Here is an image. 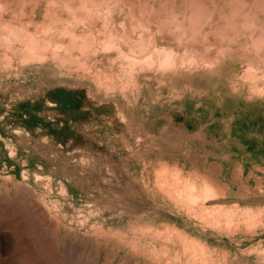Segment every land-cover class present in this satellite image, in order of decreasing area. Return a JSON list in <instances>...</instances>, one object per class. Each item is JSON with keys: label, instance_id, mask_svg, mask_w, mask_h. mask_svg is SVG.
I'll return each instance as SVG.
<instances>
[{"label": "rangeland", "instance_id": "obj_1", "mask_svg": "<svg viewBox=\"0 0 264 264\" xmlns=\"http://www.w3.org/2000/svg\"><path fill=\"white\" fill-rule=\"evenodd\" d=\"M29 1L16 0L0 19L31 24L30 31L51 20L64 45L68 29L75 63L60 60L64 48L44 62L5 63L0 54V264H181L178 237H157L159 224L245 264H264L239 256L264 246V44H254L264 35V0H84L82 7L77 0ZM202 20V30L192 26ZM85 33L94 39L92 52L79 48ZM101 40L110 46L103 50ZM152 47L171 54L174 66L154 63ZM129 54L142 64L125 61ZM131 67L134 83L98 87L97 79H116ZM162 165L177 168L197 196L204 178L224 195L196 201L194 212L203 216L195 217L167 195L170 185L157 186ZM249 209L260 214L251 231L241 225ZM218 210L235 214L240 232L224 234V222L215 227ZM161 249L166 254L157 256Z\"/></svg>", "mask_w": 264, "mask_h": 264}, {"label": "bare ground", "instance_id": "obj_2", "mask_svg": "<svg viewBox=\"0 0 264 264\" xmlns=\"http://www.w3.org/2000/svg\"><path fill=\"white\" fill-rule=\"evenodd\" d=\"M20 1V0H19ZM24 1H26V0H24ZM29 1V0H28ZM35 1V0H34ZM38 1V0H37ZM36 1V2H37ZM39 1H41V0H39ZM50 1V0H49ZM80 4V6L81 5H84L85 4V2H84V0H77ZM16 2V0H0V10H5V9H8V8H10L14 3ZM30 2V1H29ZM28 2V3H29ZM50 2H52V1H50ZM26 3V2H25ZM27 3V4H28ZM31 3H33V2H31ZM35 3V2H34ZM33 3V4H34ZM87 3V2H86ZM17 4V3H16ZM36 4H38V2L36 3ZM69 4V3H68ZM87 4H89V3H87ZM86 4V5H87ZM25 5V4H24ZM35 5V4H34ZM49 5H51L50 3H49ZM25 6H27V5H25ZM25 6H23V7H25ZM49 7H51V6H49ZM52 7H54V6H52ZM51 7V8H52ZM82 7V6H81ZM36 8H38V6H36ZM35 8V9H36ZM68 8H69V6H68ZM21 9V8H20ZM47 9H48V7H47ZM83 9H85V8H83ZM89 9V8H88ZM15 10V9H14ZM24 10H25V8H24ZM23 10V11H24ZM68 10H70V9H68ZM16 11V10H15ZM27 11H29V10H27ZM33 11V10H32ZM36 11V10H35ZM34 11V12H35ZM80 11V10H79ZM85 11V10H84ZM6 12V11H5ZM68 12V11H67ZM74 12H78V11H74ZM24 13V12H23ZM73 13V12H72ZM196 13V12H195ZM200 13H202V11L200 12ZM109 14V13H108ZM135 14V13H134ZM133 14V15H134ZM199 14V13H198ZM26 15V14H25ZM135 15H137V14H135ZM202 15V14H201ZM15 18H16V16H15ZM44 18H45V16H44ZM75 18H77V21L79 22V20L78 19H80L81 17L79 16H77V15H75ZM179 18V17H178ZM23 19V18H22ZM135 19H137V18H135ZM26 20V19H25ZM192 20V19H191ZM191 20H190V22H191ZM252 20V19H251ZM19 21H21V19L19 20ZM26 21H28V20H26ZM30 21H31V19H30ZM32 21H34V20H32ZM35 22V21H34ZM196 22L197 21H194V23L192 22V26H195V27H197L198 28V30H202L201 28H200V26H201V24L200 23H202L203 22V20L201 21V22H199V27L197 26V24H196ZM238 22V21H237ZM247 22V21H246ZM23 23V22H22ZM22 23H18V22H13V21H10V20H6V19H4V18H2V19H0V54H2V56H3V60H4V62L5 63H8L9 61H10V58L12 57H16V58H19V59H24V60H29V59H40V60H43V62L44 61H46L47 59H48V56H51V58L55 55V52H59L58 50H60V49H63L64 48V50H61V51H63V54L61 55V58H60V60L61 61H64V60H68L67 61V63L66 64H68V65H70V64H73V63H75L74 62V55H73V53H72V50L74 49V47H73V44H74V42H72V41H74V38H75V35H74V33H72V32H69V30L67 29V30H63L62 31V35L63 36H65L66 37V35L68 36H70L71 37V40H70V42L67 44V45H64L65 43H63L62 41L60 42V40L58 41V40H56L55 38H57V37H55L54 38V35H53V33H52V27H51V25H49V23H51V20H50V22H49V20L47 19V20H44V22H41L40 24H41V27H36L34 30H28V28H30V27H28V25H31V24H27L26 22V24L24 23V24H22ZM106 23V22H105ZM134 23V22H133ZM157 23V22H156ZM33 24V23H32ZM159 24V23H158ZM165 24V23H164ZM187 24V23H186ZM137 25V24H136ZM135 25V26H136ZM162 25V24H161ZM180 26H181V24H179ZM247 26H245V27H248V29H249V27H250V25L248 26V24H246ZM33 26V25H32ZM104 26V25H103ZM139 26V25H138ZM146 26V25H145ZM165 26V25H164ZM179 26V27H180ZM28 27V28H27ZM173 27V26H172ZM175 27V29H176V26H174ZM244 27V26H243ZM183 28V27H182ZM233 28V27H232ZM260 28V27H259ZM124 29V28H123ZM183 29H185V27L183 28ZM187 29V28H186ZM189 29V28H188ZM247 29V28H246ZM252 29V28H251ZM120 30V29H119ZM177 30H179V29H177ZM180 30H181V28H180ZM232 30V33L234 32V30L233 29H231ZM250 30V29H249ZM252 30H255V29H252ZM152 31V30H151ZM189 30H187V32H188ZM205 31V30H204ZM122 32V31H121ZM137 32V31H136ZM192 32V31H191ZM203 32V31H202ZM215 32V31H214ZM217 32V31H216ZM215 32V33H216ZM240 32V31H239ZM242 32V31H241ZM60 33V32H59ZM108 33V32H107ZM225 33H229L228 31L227 32H225ZM89 34V33H88ZM121 34V33H120ZM142 34V33H141ZM181 34V36H182V33H180ZM194 34V33H193ZM217 34H220V32L219 33H217ZM222 34V33H221ZM223 34H224V32H223ZM222 34V35H223ZM238 34V33H237ZM260 34V33H259ZM59 35V34H58ZM92 35V34H91ZM109 35V34H108ZM139 35V34H138ZM138 35L136 36V37H138ZM230 36H231V33L229 34ZM232 35H234V34H232ZM260 35H263L262 33L260 34ZM258 36V38H257V40H255V43L254 42H251V44L252 43H254L255 45H256V47L257 46H260V45H263L264 44V37H262V36ZM80 36V35H79ZM101 35H99V38L98 39H100L101 37H100ZM102 36H103V34H102ZM142 36V35H141ZM145 36V35H144ZM195 36H197V35H195ZM229 36V37H230ZM237 36V35H236ZM235 36V37H236ZM239 36V35H238ZM264 36V35H263ZM69 37V38H70ZM106 37V36H105ZM105 37H102L103 39L105 38ZM201 37V36H200ZM203 37L205 38V35H203ZM210 37V36H209ZM213 37V36H212ZM212 37H210V38H212ZM218 37V36H217ZM223 37V36H222ZM68 38V39H69ZM101 38V39H102ZM107 38V37H106ZM105 38V39H106ZM129 38H131V37H129ZM135 38V37H134ZM139 38V37H138ZM142 38V37H141ZM178 38V37H177ZM193 38V37H192ZM206 38H207V35H206ZM214 38V37H213ZM219 38L220 39H222L221 38V36H219ZM227 37H225V39H226ZM81 39L83 40V42L81 43V47H79V48H82V51H84V52H86V50L94 43H92V41L94 40L93 39V37H90V36H88L86 33H85V35L83 34V36L81 37ZM80 39V40H81ZM102 39V40H103ZM109 39V38H108ZM107 39V40H108ZM167 39V38H166ZM168 39H170V38H168ZM207 39H209V38H207ZM205 40V41H210V40ZM224 39V38H223ZM101 40V41H102ZM114 40V39H113ZM119 40V39H118ZM117 39H115V42L117 43V41H118ZM138 40V39H137ZM194 40H196V38L194 39ZM199 40V39H198ZM212 40V39H211ZM215 40V39H214ZM214 40L213 41H211V43L213 42L214 43ZM230 40H233V38L232 39H230ZM235 40V39H234ZM66 41V40H65ZM76 42H77V39L75 40ZM106 40H104V41H102L103 43H102V46H103V50H104V48H106V47H108V46H110V43H107V41L105 42ZM109 41H110V39H109ZM225 41V40H224ZM228 42H229V38H228V40H227ZM236 41V40H235ZM253 41H254V39H253ZM111 42H114V41H111ZM114 42V43H115ZM119 42H120V40H119ZM118 42V43H119ZM121 42H122V40H121ZM124 42V41H123ZM123 42H122V44H123ZM150 42H151V40H150ZM201 42H203V41H201ZM219 42H221V41H219ZM231 42V41H230ZM238 42V41H237ZM67 43V42H66ZM205 43V42H204ZM138 44V43H137ZM210 44V43H209ZM233 43H231V45H232ZM75 45H76V43H75ZM74 45V46H75ZM77 45H80V44H77ZM100 45V44H99ZM112 45V44H111ZM127 45V44H126ZM125 45V46H126ZM134 45V44H133ZM138 45H140V44H138ZM149 45H151V44H149ZM148 45V46H149ZM154 46H155V44H153ZM229 45V44H228ZM95 46V45H94ZM101 46V47H102ZM114 46H116V45H114ZM123 46V45H122ZM121 46V43H120V46H119V48L120 47H122ZM198 46V45H197ZM221 46V45H220ZM91 47H92V50H91ZM90 47V49H88V50H91V52L92 51H94L93 50V46H91ZM129 47V46H128ZM138 47H140V46H137V48ZM229 47V46H228ZM231 47V46H230ZM263 47H264V45H263ZM262 47V48H263ZM124 48V47H123ZM148 48V47H147ZM253 48V47H252ZM259 48V47H258ZM77 49V48H76ZM120 49H122V48H120ZM134 49H135V47H134ZM139 49V48H138ZM137 49V50H138ZM150 49V48H149ZM152 55L154 56V58H155V60L156 61H154V63L155 62H157L159 65L161 64V65H163L164 67H166V71L167 70H169V69H167V67H169V66H171V64L174 62L173 60H172V56H171V54H169V53H165L163 56L161 55V56H159L160 54H159V49H157V47H152ZM162 49V48H161ZM164 49V48H163ZM254 49V48H253ZM79 50H81V49H78V51ZM103 50H101L102 52H103ZM106 50V49H105ZM118 50V49H117ZM137 50H135V52H137ZM140 50V49H139ZM159 50V51H158ZM257 50H259V49H256V51ZM111 51H112V49H111ZM115 51V50H114ZM126 51H129V50H126ZM134 51V50H133ZM146 51V50H145ZM176 51V50H175ZM211 51H213V50H211ZM255 51V50H254ZM89 52V51H88ZM113 52V51H112ZM168 52V51H167ZM179 52V51H178ZM184 52V51H183ZM186 52V51H185ZM192 52H194V51H192ZM196 52V51H195ZM201 52V51H200ZM258 52V51H257ZM257 52H255V53H257ZM83 53V52H82ZM90 53V52H89ZM118 53H119V50H118ZM146 53H148V52H146ZM161 53V52H160ZM172 53V52H171ZM174 53V52H173ZM177 53V52H176ZM259 53V52H258ZM257 53V54H258ZM81 54V53H80ZM87 54V53H86ZM119 54H121V53H119ZM126 54V53H125ZM128 54V53H127ZM131 54V53H130ZM130 54L129 55H126V56H124V58H125V61H128L129 63H131L133 66H136L137 64L139 65V64H142V62H143V60L144 59H139V58H137V57H139V56H137L136 58H133V57H131L130 56ZM141 54H143V53H141ZM162 54V53H161ZM85 54H83V56H84ZM87 55H89V54H87ZM137 55V54H136ZM151 55V57L153 58V56ZM178 55V54H177ZM184 55V54H183ZM182 55V56H183ZM195 55V54H194ZM161 57V58H160ZM177 58H178V56H176ZM179 57H181V56H179ZM184 57H186V55L184 56ZM184 57H182V58H184ZM187 57H189L190 58V56H187ZM193 57V56H192ZM11 58V59H12ZM189 58H186V59H189ZM148 59V58H147ZM192 59V58H191ZM190 59V60H191ZM195 59V58H194ZM202 59H205L204 57H202ZM152 60V59H151ZM150 60V61H151ZM177 60V59H176ZM180 60V59H179ZM193 60V59H192ZM200 61H201V59H199ZM112 61H115V60H112ZM111 61V62H112ZM198 61V59H196V62ZM203 61V60H202ZM206 61V60H205ZM204 61V62H205ZM79 62H82V61H78V63ZM84 62V64L82 65V66H86V64H87V61H83ZM110 62V63H111ZM181 62H184L183 60L182 61H180V63ZM190 62V61H189ZM193 62V61H192ZM212 63H213V61H211ZM154 63H149L148 62V66H152ZM156 63V64H157ZM177 63V62H176ZM176 63H175V66H176ZM80 64V63H79ZM122 64V63H121ZM145 64V63H144ZM143 64V65H144ZM155 64V65H156ZM195 64V63H194ZM208 64V63H207ZM123 65H124V63H123ZM128 65V64H127ZM173 65V64H172ZM177 65H179V64H177ZM189 65H190V63H189ZM197 65V64H196ZM154 66V65H153ZM174 66V65H173ZM143 67V66H142ZM144 67H147V66H144ZM156 67H158V66H156ZM163 67V68H164ZM179 67V66H178ZM210 67H211V65H210ZM121 68V67H120ZM136 68V67H135ZM134 68V69H135ZM150 68V67H149ZM152 68V67H151ZM173 68V67H172ZM172 68H170L171 70H172ZM145 69V68H144ZM147 69V68H146ZM157 69V68H156ZM177 69H179V68H177ZM247 69V68H246ZM133 70V68L131 67V68H128V70L126 69V71L127 72H121V73H123V74H119V76L116 78V79H114L113 78V76H115V75H113L112 76V79L113 80H111V79H109V78H106V77H104V79H102L103 77H101V78H99V79H97V80H99V86L98 87H100L101 89H103V90H107V91H109V90H112L113 88H115V87H117L118 85H116V84H122V85H126V84H132V83H134L135 82V80L132 78V75H131V73L133 72L132 71ZM256 70V69H255ZM132 71V72H131ZM178 71V70H177ZM177 71H175V72H177ZM99 72V71H98ZM135 72V71H134ZM133 72V73H134ZM144 72V71H143ZM158 72V71H157ZM169 72V71H168ZM112 73V72H111ZM116 74V73H115ZM252 73H250V75H251ZM244 75V74H243ZM242 75V76H243ZM247 75H248V73H247ZM116 76H117V74H116ZM246 75H244V77H245ZM95 78L97 77V76H94ZM110 77H111V75H110ZM253 77H255V76H253ZM134 78H135V76H134ZM248 80L249 79H251V78H247ZM96 80V81H97ZM98 83V82H97ZM161 83V82H160ZM128 86V85H127ZM120 88L119 89H121V92H124V93H129L130 92V89L131 88H133L134 89V92L135 91H137L136 90V88H134V87H131L130 89L128 88V87H121V86H119ZM136 87V86H135ZM114 90H117V89H114ZM150 92H152V91H150ZM131 93H133V92H131ZM156 93H158L157 91L155 92V93H153V96H154V94H156ZM152 94V93H151ZM160 95V94H159ZM149 97H150V95H148ZM156 97V96H155ZM149 99H151L152 100V98H149ZM148 99V100H149ZM151 100H149V101H151ZM156 100V99H155ZM155 102V101H154ZM165 164V163H164ZM168 167H170L169 165L168 166H165V165H162L161 167H160V169H158L156 172H155V174H156V177L158 178V183H157V186H171L172 188L170 189V190H167V195H169L171 198H172V200H175L176 201V203L177 204H179L183 209H185L188 213H193L194 212V208L195 209H197L196 207H199V206H196V207H192L193 206V204H195L196 203V201H198V200H200L201 198L204 200V201H213V200H217V197H219V196H222V195H224V189L220 186V185H218L217 183H215V182H211V181H209V180H207L206 178H204V185H203V188H202V191H201V193L197 196V195H195L194 194V190H195V187L193 186V185H191V184H189L187 181H185L186 179H184V181H183V183L181 182V177H180V171L179 170H177V168L176 169H170V168H168ZM175 167V166H174ZM155 170V169H154ZM154 182V181H153ZM182 184V188H180L179 186ZM170 186H169V188H170ZM161 190V189H160ZM205 202V203H206ZM212 203V202H211ZM199 204V203H198ZM204 204V203H203ZM202 204V205H203ZM204 207L202 206V209H203ZM201 209V208H200ZM205 210V209H204ZM203 210V211H204ZM200 211H202V210H200ZM196 212V211H195ZM193 213V214H196L195 215V217L197 216V215H202V214H197V213ZM229 212V211H228ZM228 212H226V214H223L222 212H220L219 210L218 211H215V213L212 215V220H213V222H214V224H215V227H217V228H219V227H221V222H224V224H222V226H223V231H224V234H233V236L234 235H236V233L240 230V225H233V223H236L235 221L233 222V220L235 219V218H233V215L235 216V214H232V212L231 213H229L228 214ZM202 213V212H201ZM192 214V215H193ZM205 214V213H204ZM192 215H190V216H192ZM206 215V214H205ZM208 215V214H207ZM242 215V214H241ZM203 216V215H202ZM259 216H260V214L258 213V212H253V211H250V209L249 210H246L245 212H244V221H243V223H241V225H243V227L247 230V231H251L252 229H255L256 228V226L259 224ZM241 217H243V216H241ZM197 218H199V217H197ZM202 218L200 217L199 218V220H201ZM207 220H210V219H206L205 221H206V223H207ZM243 220V219H242ZM241 222V221H240ZM208 224H210V223H208ZM153 223H151V224H149V225H147V226H142L141 225V227H142V229H144V230H151L152 229V227H153ZM242 227V228H243ZM217 228H215V230L217 229ZM241 228V229H242ZM141 229V230H142ZM222 229V228H221ZM243 230V229H242ZM241 230V231H242ZM140 231V230H139ZM217 231H220V230H217ZM155 235L157 236V237H160L162 234H168V235H170V234H174V235H176L175 237L178 239V241H177V245H176V247H175V250H176V254H175V260L176 261H178V262H180L181 264H192V262H195V263H198V264H218V263H216L215 261H216V259H217V257H220L219 259H222L221 261H222V263L221 264H245V262H243L242 260H239L238 259V257H237V255H233L232 254V252L231 251H229V250H225V249H216V248H212L210 245H209V243L205 240V239H203V238H201V237H194V236H192V235H190V234H188V233H186L185 231H182V230H180L179 228H177L176 226H171V225H167V224H159L157 227H156V229H155ZM221 232V231H220ZM240 232V231H239ZM246 232V231H245ZM223 233V232H222ZM244 233V232H243ZM119 234V233H118ZM238 235V234H237ZM123 236V234H121V237ZM232 236V235H231ZM165 255L166 254V251L165 250H162L161 249V251H159L158 252V254H157V256L158 255ZM251 254H253V255H255L254 256V261L255 262H257L258 260H260V259H262V258H264V246H262V245H257V246H255V247H253V248H251L250 250H248L247 252L245 251V252H242L241 254H239V256H240V258H244V257H246V255H251ZM164 259V258H163ZM162 259V260H163ZM154 260V259H153Z\"/></svg>", "mask_w": 264, "mask_h": 264}]
</instances>
